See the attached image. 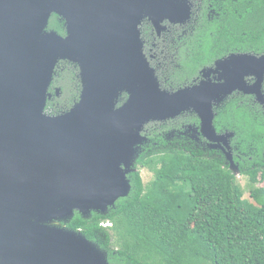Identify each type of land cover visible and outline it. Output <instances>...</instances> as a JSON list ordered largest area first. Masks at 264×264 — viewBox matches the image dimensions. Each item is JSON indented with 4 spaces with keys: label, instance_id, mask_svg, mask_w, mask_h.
<instances>
[{
    "label": "water",
    "instance_id": "obj_1",
    "mask_svg": "<svg viewBox=\"0 0 264 264\" xmlns=\"http://www.w3.org/2000/svg\"><path fill=\"white\" fill-rule=\"evenodd\" d=\"M191 9L190 0H0V264H108L66 225L74 212L105 216L128 196L149 122L192 112L238 175L232 134L216 133L213 110L234 93L264 104V54H230L169 92L142 52L144 20L159 33ZM52 15L65 36L46 30ZM58 62L77 66L81 91L69 111L49 116Z\"/></svg>",
    "mask_w": 264,
    "mask_h": 264
},
{
    "label": "trees",
    "instance_id": "obj_2",
    "mask_svg": "<svg viewBox=\"0 0 264 264\" xmlns=\"http://www.w3.org/2000/svg\"><path fill=\"white\" fill-rule=\"evenodd\" d=\"M253 3L247 27L233 14L222 22L195 24L178 51L174 81L163 83L164 88L175 91L192 84L203 68L230 54H264V0ZM46 30L65 36L64 22L55 15ZM80 91L77 66L58 62L44 113L69 111ZM213 111L216 133L232 134L238 175L256 186L251 202L243 198L223 154L183 135L190 126L198 130L192 113L157 128L145 127L148 144L127 176L128 196L105 216L92 212L85 219L74 212L66 228L80 231L106 252L108 264H264V186H258L264 183V106L252 96L234 93ZM142 170L152 174L150 186L143 185Z\"/></svg>",
    "mask_w": 264,
    "mask_h": 264
},
{
    "label": "flooded vegetation",
    "instance_id": "obj_3",
    "mask_svg": "<svg viewBox=\"0 0 264 264\" xmlns=\"http://www.w3.org/2000/svg\"><path fill=\"white\" fill-rule=\"evenodd\" d=\"M190 2L192 3L193 16L192 20L187 23L169 24L168 22H163L161 26L164 29L160 30L159 33L146 20L139 27L142 52L150 67L156 73L157 66H160V60L167 59L166 57L170 53L169 59L174 60L175 58L177 60L179 49L186 44L189 35V25L194 26L199 22L205 23V21L208 23L214 21L222 22L226 16L233 14L243 21V26L247 27L252 15L254 16L253 8L255 6L253 0H190ZM255 16L257 17V15ZM199 79L200 73L199 77L192 81V84L197 83Z\"/></svg>",
    "mask_w": 264,
    "mask_h": 264
},
{
    "label": "rangeland",
    "instance_id": "obj_4",
    "mask_svg": "<svg viewBox=\"0 0 264 264\" xmlns=\"http://www.w3.org/2000/svg\"><path fill=\"white\" fill-rule=\"evenodd\" d=\"M192 16H193V12H192V9H191V17L188 21H186L185 23L191 21L192 19ZM193 25H189V29L188 31L190 32L192 30V27ZM171 54V53H170ZM170 54L168 55V57H166L167 59H162L160 60V66H157V73L156 71L154 70L155 72V76L159 82V85L161 87L162 90H166V91H169V92H174L170 89H167V88H164L163 86V83H172L174 81V72L175 70L177 69V65H176V61H175V58L174 60H170L169 59V56ZM166 56V55H165ZM150 66V65H149ZM78 77H79V72H78ZM201 79V78H200ZM197 80V83L200 81ZM80 80V79H79ZM195 84V83H194ZM191 85V84H190ZM189 86V85H188ZM186 87V86H184ZM182 88V87H181ZM176 91V90H175ZM263 93H264V89H263ZM58 96V95H57ZM124 96V95H123ZM122 98L125 99V96ZM258 104V103H257ZM260 105V104H259ZM264 106V104L262 105ZM185 114H192V112H186L182 115H180L179 117H182L183 115ZM175 118V119H172V120H168V121H164V122H149L148 124L145 125V127H148L149 125L150 126H153V128H157L158 126H160L161 124H164V123H167V122H170V123H173V122H176L178 121L177 119L179 118ZM176 120V121H174ZM145 127L143 129V132L141 133V135H143L144 133V130H145ZM186 136V138L190 139L192 142L196 143V144H201L203 145L204 148H207L208 150L209 149V144L204 140V138L201 136V134L199 133V130H196L194 129L193 127H188V129L185 131V133L183 134ZM144 136V135H143ZM142 136V137H143ZM176 136V135H174ZM173 134L171 133L170 134V137L169 139H173L174 138ZM231 139V137H230ZM229 139V140H230ZM147 144H148V140H146L145 142H143V145L141 146V152H143V150L147 147ZM144 146V147H143ZM222 146V145H221ZM229 146H230V141H229ZM223 147V146H222ZM224 148V147H223ZM215 151H219L221 154H223L220 150H215ZM230 151H231V148H230ZM224 156V155H223ZM235 165V164H234ZM140 176L142 178V182H143V185L144 186H150V183L153 179V176L150 172L146 171V170H142L140 172ZM236 176V181L237 183L239 184V186L242 188V191H243V198L245 200H248L249 202H251L252 200L250 199V191L252 190V188H256V186H253L251 187L249 185V182H248V179L245 178V177H242V176H239V175H235ZM259 187H263L264 186V183L262 184H259L258 185ZM106 224V223H104Z\"/></svg>",
    "mask_w": 264,
    "mask_h": 264
},
{
    "label": "built area",
    "instance_id": "obj_5",
    "mask_svg": "<svg viewBox=\"0 0 264 264\" xmlns=\"http://www.w3.org/2000/svg\"><path fill=\"white\" fill-rule=\"evenodd\" d=\"M102 226H103V227H109L110 224H109V223H106V224L102 223Z\"/></svg>",
    "mask_w": 264,
    "mask_h": 264
}]
</instances>
